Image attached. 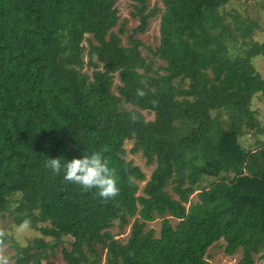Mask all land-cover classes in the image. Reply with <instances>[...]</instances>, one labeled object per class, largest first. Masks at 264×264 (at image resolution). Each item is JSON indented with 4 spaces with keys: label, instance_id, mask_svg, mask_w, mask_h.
Segmentation results:
<instances>
[{
    "label": "trees",
    "instance_id": "obj_1",
    "mask_svg": "<svg viewBox=\"0 0 264 264\" xmlns=\"http://www.w3.org/2000/svg\"><path fill=\"white\" fill-rule=\"evenodd\" d=\"M132 1L139 24L124 43L115 0H0V215L40 233L7 264H57V248L66 264H214L217 243L240 250L235 264L264 258V139L242 138L264 132L251 107L264 93L257 21L230 0ZM157 14L151 48L135 35ZM125 141L153 166L148 179ZM90 151L114 170L115 197L44 164ZM115 222L130 225L124 241Z\"/></svg>",
    "mask_w": 264,
    "mask_h": 264
},
{
    "label": "rangeland",
    "instance_id": "obj_2",
    "mask_svg": "<svg viewBox=\"0 0 264 264\" xmlns=\"http://www.w3.org/2000/svg\"><path fill=\"white\" fill-rule=\"evenodd\" d=\"M241 2L242 0H230V3L236 7V9L241 13L242 17L252 18L257 21L259 28L256 29V37L254 36V38L257 40L264 39V0H245L247 3L245 5H241ZM155 4H158L159 8L162 7L160 0H148V9L153 7ZM115 7L117 9L118 20L117 25L113 28V31H117L120 26H123L124 32L120 34V37L125 43L127 35L130 34L133 28L139 24V20L136 16H134V1L115 0ZM158 33L159 14H157L155 17H151L145 31L137 33L135 36H137L142 41V43L153 48L158 44ZM84 45L87 46L86 41H84ZM141 52L143 55H150V52L144 47L141 48ZM253 62L255 69L264 76V55L255 57ZM160 65H163V62L155 58L153 68L155 69ZM84 70L90 72L91 68L84 67ZM113 82L114 85L112 91L117 93L116 86L119 84V81L116 74L113 76ZM185 86L186 84H184V87ZM251 107L252 109L256 110V117L259 120V124L264 126V93H256ZM142 113L146 116V118H152V114L147 113L146 110H143ZM221 118H223V115ZM242 138L244 139V143L247 146H253L255 145L257 138L264 139V132L263 134H256L253 131H247V133H245ZM131 146V141H125L124 147L126 149V160H130L133 164L138 165L144 172L146 179H148L153 166L147 165L145 158L139 152L135 154L131 153L129 151ZM144 183L145 181L139 182V193H141V188ZM192 198L193 200L195 199L194 194L192 195ZM171 222L174 224L176 220L171 219ZM160 226V217H156L153 221L147 224L148 228H152L154 230L155 235H158ZM129 229L130 225H127L124 227L121 233H118L119 228L116 222L110 228L111 232L115 234V237L120 238L122 241L126 239ZM0 231L6 233L8 236L5 244H3L0 249V259H6L9 262H11L13 259L17 245L26 244L27 240L31 239L35 235L40 234L38 230L34 231L31 227L15 225L8 213H5V216L0 215ZM239 257L240 250L229 256L224 253L223 248L219 243L212 245L207 250V258L214 264H235ZM49 258L55 261L57 264H66L59 248L51 253ZM254 264H264V258L256 260Z\"/></svg>",
    "mask_w": 264,
    "mask_h": 264
},
{
    "label": "clouds",
    "instance_id": "obj_3",
    "mask_svg": "<svg viewBox=\"0 0 264 264\" xmlns=\"http://www.w3.org/2000/svg\"><path fill=\"white\" fill-rule=\"evenodd\" d=\"M44 164L53 173H62L63 180L79 185L81 190L95 189L102 199L113 198L119 192L114 170L98 151L71 159L48 157ZM0 264H7V260L0 259Z\"/></svg>",
    "mask_w": 264,
    "mask_h": 264
}]
</instances>
